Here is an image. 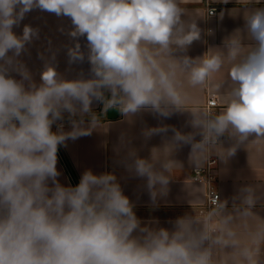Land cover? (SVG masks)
Listing matches in <instances>:
<instances>
[{"label":"clouds","instance_id":"9594fccd","mask_svg":"<svg viewBox=\"0 0 264 264\" xmlns=\"http://www.w3.org/2000/svg\"><path fill=\"white\" fill-rule=\"evenodd\" d=\"M184 2L0 0V264H264L261 184L241 187L231 207L215 195L204 214L185 213L165 228L137 217L112 173L86 170L76 186L58 180L59 146L103 128L94 101L125 117L190 114L192 131L173 128L151 159L128 151L126 167L146 178L153 203L168 194L173 170H182L171 159L177 148L191 145L198 171L212 155L227 163L238 149L264 141V7L256 6L262 0H247L244 28L195 58L187 53L201 39L197 20L204 16ZM36 9L70 19L68 35L77 41L67 49L70 63L85 60L78 40L86 37L89 78L65 79L46 62L40 83L34 81L19 57L39 29L24 25L17 35L13 28ZM224 69L226 78L213 85L224 107L215 114L187 107L195 102L190 90ZM65 114L72 130L61 124L53 131Z\"/></svg>","mask_w":264,"mask_h":264},{"label":"crops","instance_id":"0c3cea01","mask_svg":"<svg viewBox=\"0 0 264 264\" xmlns=\"http://www.w3.org/2000/svg\"><path fill=\"white\" fill-rule=\"evenodd\" d=\"M246 4L247 0H229L226 4L223 0H185L182 7L193 15L204 16L197 20L201 28V39L193 42L187 54L195 58L202 56L209 48L222 47L226 37L236 29L244 28L243 14ZM256 6L264 7V0ZM210 8H217L216 15L209 16ZM24 25L39 29V39H34L27 45V51L19 57L37 84L40 83V73L46 62H50L65 79H77L81 74L85 78L90 77L86 37L78 40L81 50L85 52V60L69 62L67 49L77 42L68 35L72 28L69 18L57 17L55 14L36 9L28 13L13 31L17 35H22ZM226 73L227 69H224L211 77L202 87L190 90L195 102L186 106L203 107L214 114L218 113L224 104L215 93L213 85L225 79ZM13 75L19 79L15 73ZM211 99L218 102V106L212 109L208 106ZM92 110L100 116L103 128L95 129L87 136L68 139L59 146L57 170L61 173L58 180L62 185L76 186L86 170H91L94 174L112 173L117 177L124 194L134 204L137 217L146 224L157 220L159 226L165 228H171V222L185 213L194 211L197 215H202L209 209L207 184L193 179L196 167L190 162L191 145H183L172 152L171 159L178 161L182 165V170L179 168L173 170L168 194L158 198L155 203L147 189L146 178L134 175L126 167L130 162L127 158L130 149H135L136 155L140 158L151 159L154 149H163L171 140L174 135L173 128L184 133L191 132L192 128L188 123L191 119L189 113H174L165 118L150 112L125 117L119 112L117 118H109L108 111L103 112V104L95 101ZM88 120L89 117L86 116V124ZM61 124L65 132L72 130L67 114L64 120L53 124L52 130L57 131ZM160 127H168L169 130L145 137L146 129ZM252 138L254 137L250 139ZM195 139L199 140L201 137L197 135ZM223 146L228 147L229 142L224 140ZM218 162L217 180L214 185L221 194V200H227L229 207L241 187L248 184L264 186V141L250 144L247 150L238 149L227 163L219 159ZM259 214L264 216V211Z\"/></svg>","mask_w":264,"mask_h":264},{"label":"built area","instance_id":"2783aa9c","mask_svg":"<svg viewBox=\"0 0 264 264\" xmlns=\"http://www.w3.org/2000/svg\"><path fill=\"white\" fill-rule=\"evenodd\" d=\"M217 8H210L209 9V16L216 15ZM209 108H215L218 106V102L214 99H211L208 104ZM219 165L218 159L214 156H211L209 161L197 171L194 169V181L197 182H205L208 186V193H207V207H214V198L215 195L221 200V194L219 190L215 187V181L217 180V167Z\"/></svg>","mask_w":264,"mask_h":264},{"label":"water","instance_id":"95a60500","mask_svg":"<svg viewBox=\"0 0 264 264\" xmlns=\"http://www.w3.org/2000/svg\"><path fill=\"white\" fill-rule=\"evenodd\" d=\"M119 115V111L117 109H109L108 110V117L109 118H117Z\"/></svg>","mask_w":264,"mask_h":264}]
</instances>
